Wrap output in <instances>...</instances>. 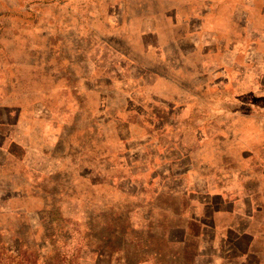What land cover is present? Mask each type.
I'll list each match as a JSON object with an SVG mask.
<instances>
[{
	"label": "rangeland",
	"instance_id": "374dc122",
	"mask_svg": "<svg viewBox=\"0 0 264 264\" xmlns=\"http://www.w3.org/2000/svg\"><path fill=\"white\" fill-rule=\"evenodd\" d=\"M0 264H264V0H0Z\"/></svg>",
	"mask_w": 264,
	"mask_h": 264
},
{
	"label": "trees",
	"instance_id": "16d2710c",
	"mask_svg": "<svg viewBox=\"0 0 264 264\" xmlns=\"http://www.w3.org/2000/svg\"><path fill=\"white\" fill-rule=\"evenodd\" d=\"M197 224V223H196Z\"/></svg>",
	"mask_w": 264,
	"mask_h": 264
}]
</instances>
